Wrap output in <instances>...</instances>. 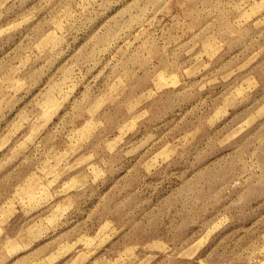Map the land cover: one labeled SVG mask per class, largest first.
I'll return each instance as SVG.
<instances>
[{
	"label": "rangeland",
	"instance_id": "1",
	"mask_svg": "<svg viewBox=\"0 0 264 264\" xmlns=\"http://www.w3.org/2000/svg\"><path fill=\"white\" fill-rule=\"evenodd\" d=\"M0 264H264V0H0Z\"/></svg>",
	"mask_w": 264,
	"mask_h": 264
}]
</instances>
